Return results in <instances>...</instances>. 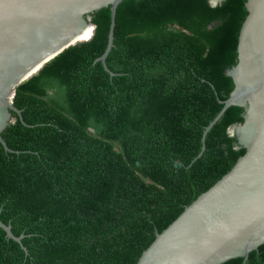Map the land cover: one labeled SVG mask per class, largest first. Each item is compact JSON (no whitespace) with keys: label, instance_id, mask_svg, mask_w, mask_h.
Wrapping results in <instances>:
<instances>
[{"label":"trees","instance_id":"1","mask_svg":"<svg viewBox=\"0 0 264 264\" xmlns=\"http://www.w3.org/2000/svg\"><path fill=\"white\" fill-rule=\"evenodd\" d=\"M247 0H121L91 13L90 39L16 86L1 132L0 264H135L245 151L228 128ZM204 140L202 141V138ZM204 144V149L202 145ZM201 153V154H200ZM200 154V155H199ZM221 264H264V243Z\"/></svg>","mask_w":264,"mask_h":264},{"label":"water","instance_id":"2","mask_svg":"<svg viewBox=\"0 0 264 264\" xmlns=\"http://www.w3.org/2000/svg\"><path fill=\"white\" fill-rule=\"evenodd\" d=\"M120 1L0 0V143L6 150L13 151L1 132L15 121L12 112L24 123L13 104L16 86L65 48L88 40L95 28L91 13L103 6L110 8L108 40L95 61H100L110 76L115 75L106 65V57L113 46ZM222 1L209 3L214 6ZM245 7L248 13L239 32L237 62L227 70L234 89L204 131L229 106H242L244 120L230 125L228 133L237 136L236 147L245 151L226 173L156 232L135 264H221L234 257L246 259L264 243V0H247ZM86 26L91 31L84 37ZM0 227L23 246V234L14 235L11 225L1 220Z\"/></svg>","mask_w":264,"mask_h":264},{"label":"bare ground","instance_id":"3","mask_svg":"<svg viewBox=\"0 0 264 264\" xmlns=\"http://www.w3.org/2000/svg\"><path fill=\"white\" fill-rule=\"evenodd\" d=\"M78 24H79V23H78ZM90 31H91V27L86 26V27H84V28L82 29V35H84V37H85L87 34L90 33Z\"/></svg>","mask_w":264,"mask_h":264},{"label":"clouds","instance_id":"4","mask_svg":"<svg viewBox=\"0 0 264 264\" xmlns=\"http://www.w3.org/2000/svg\"><path fill=\"white\" fill-rule=\"evenodd\" d=\"M90 38H91V37H90ZM90 38H89V39H90Z\"/></svg>","mask_w":264,"mask_h":264}]
</instances>
